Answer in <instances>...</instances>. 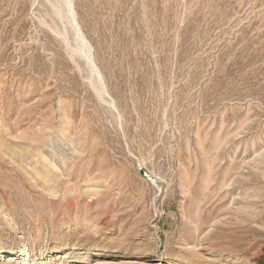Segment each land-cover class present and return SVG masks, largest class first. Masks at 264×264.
Returning a JSON list of instances; mask_svg holds the SVG:
<instances>
[{"label": "rangeland", "instance_id": "1", "mask_svg": "<svg viewBox=\"0 0 264 264\" xmlns=\"http://www.w3.org/2000/svg\"><path fill=\"white\" fill-rule=\"evenodd\" d=\"M70 1L0 0V264H264V0Z\"/></svg>", "mask_w": 264, "mask_h": 264}, {"label": "bare ground", "instance_id": "2", "mask_svg": "<svg viewBox=\"0 0 264 264\" xmlns=\"http://www.w3.org/2000/svg\"><path fill=\"white\" fill-rule=\"evenodd\" d=\"M63 1H64V2H63L64 5H66L67 8H70V9H71V1H70V0H63ZM70 9H68L67 12L69 11V12H68V14H69V18H70V20H72V19H74V18L72 17V13H73V12H72V10H70ZM71 17H72V19H71ZM74 23H75V22H74ZM77 28H78V27H77ZM75 29H76V28H75ZM76 30H77V29H76ZM76 30H75V31H76ZM77 37H78V36H77ZM80 37H81V36H80ZM78 39H79L78 41H81V40H82V39H80V38H78ZM82 43H83V42H82ZM84 45H85V44H84ZM84 45H83V46H84ZM84 47H85V46H84ZM82 50H83V49H82ZM82 50H81V51H82ZM83 53H84V52H83ZM86 57H88V56H86ZM0 251H2V249H0Z\"/></svg>", "mask_w": 264, "mask_h": 264}]
</instances>
